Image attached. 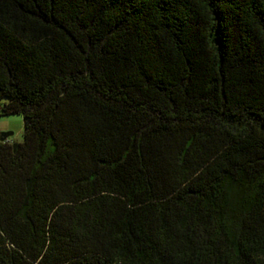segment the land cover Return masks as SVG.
Listing matches in <instances>:
<instances>
[{
	"label": "trees",
	"instance_id": "trees-1",
	"mask_svg": "<svg viewBox=\"0 0 264 264\" xmlns=\"http://www.w3.org/2000/svg\"><path fill=\"white\" fill-rule=\"evenodd\" d=\"M17 112L0 264H264V0H0Z\"/></svg>",
	"mask_w": 264,
	"mask_h": 264
},
{
	"label": "rangeland",
	"instance_id": "rangeland-1",
	"mask_svg": "<svg viewBox=\"0 0 264 264\" xmlns=\"http://www.w3.org/2000/svg\"><path fill=\"white\" fill-rule=\"evenodd\" d=\"M7 131H12L8 137L9 140H23L24 117L22 113L0 114V135Z\"/></svg>",
	"mask_w": 264,
	"mask_h": 264
},
{
	"label": "water",
	"instance_id": "water-1",
	"mask_svg": "<svg viewBox=\"0 0 264 264\" xmlns=\"http://www.w3.org/2000/svg\"><path fill=\"white\" fill-rule=\"evenodd\" d=\"M12 134V131H7V132H3L0 135V140H5L7 139L10 135Z\"/></svg>",
	"mask_w": 264,
	"mask_h": 264
}]
</instances>
